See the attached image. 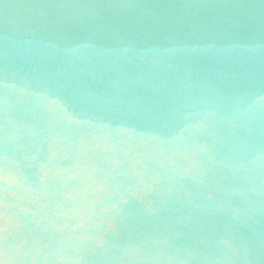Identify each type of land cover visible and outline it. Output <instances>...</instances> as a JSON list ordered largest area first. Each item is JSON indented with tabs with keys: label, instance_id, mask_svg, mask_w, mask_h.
Returning <instances> with one entry per match:
<instances>
[{
	"label": "water",
	"instance_id": "water-1",
	"mask_svg": "<svg viewBox=\"0 0 264 264\" xmlns=\"http://www.w3.org/2000/svg\"><path fill=\"white\" fill-rule=\"evenodd\" d=\"M4 85L2 264H264V0H0Z\"/></svg>",
	"mask_w": 264,
	"mask_h": 264
},
{
	"label": "clouds",
	"instance_id": "clouds-1",
	"mask_svg": "<svg viewBox=\"0 0 264 264\" xmlns=\"http://www.w3.org/2000/svg\"><path fill=\"white\" fill-rule=\"evenodd\" d=\"M6 89L12 95V99L9 98L8 93L4 98L0 100V112L5 114L7 119L8 113L13 107H17L25 114L32 115L34 117L39 116L46 118L49 123L63 122V117L58 114L57 109L53 106L52 102V90L48 87L43 89H16L14 86L4 85ZM234 115L246 122H252L258 118H264V96L253 98L248 96L244 99H237L233 103ZM98 132L103 134L104 129L98 127ZM14 138V134L7 136L3 143L6 145L10 140ZM112 147V146H109ZM129 148L132 147L130 143ZM178 150V146L169 143L163 138V136L157 138L156 142L152 146V151L157 155H163L166 152H174ZM6 156H0V160H6ZM128 254L132 259L137 258V250L129 249ZM2 264V262H0Z\"/></svg>",
	"mask_w": 264,
	"mask_h": 264
}]
</instances>
